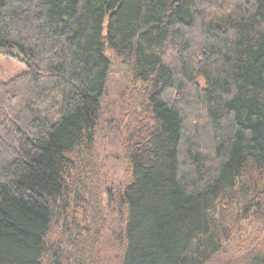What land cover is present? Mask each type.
<instances>
[{"label": "trees", "instance_id": "1", "mask_svg": "<svg viewBox=\"0 0 264 264\" xmlns=\"http://www.w3.org/2000/svg\"><path fill=\"white\" fill-rule=\"evenodd\" d=\"M0 50L26 65L0 84V264H100L107 238L122 264H208L244 225L226 264H264V0H0ZM112 59L131 178L106 218Z\"/></svg>", "mask_w": 264, "mask_h": 264}, {"label": "rangeland", "instance_id": "2", "mask_svg": "<svg viewBox=\"0 0 264 264\" xmlns=\"http://www.w3.org/2000/svg\"><path fill=\"white\" fill-rule=\"evenodd\" d=\"M108 57L112 54L107 52ZM26 65L17 56H6L0 53V84L6 82L16 74L24 71ZM131 84V75L128 69L119 61L112 59L110 73L106 85L105 98L103 99V112L100 116L96 136V151L101 163L102 176V206L106 218H109V192L121 190L131 178L125 164L122 161L120 128L124 125V109L119 100V93L125 87ZM117 213H115L116 215ZM249 220V221H248ZM252 221L251 218L242 222V225ZM255 225L262 226L258 222H252ZM264 223V221H261ZM263 227V226H262ZM110 228V229H109ZM113 230L112 224L108 226ZM107 229V231H109ZM251 227L243 226V233H240L236 241L231 245L223 246L222 254L214 258L208 264H226L228 260L240 257L244 253L243 238L240 236L249 234L255 235L256 231H249ZM264 233V230H263ZM109 238L104 243L100 264H122V258L119 250L111 246Z\"/></svg>", "mask_w": 264, "mask_h": 264}, {"label": "water", "instance_id": "3", "mask_svg": "<svg viewBox=\"0 0 264 264\" xmlns=\"http://www.w3.org/2000/svg\"><path fill=\"white\" fill-rule=\"evenodd\" d=\"M0 51L4 52V50H0ZM10 52H11L12 54H17V53H18L16 49L11 50Z\"/></svg>", "mask_w": 264, "mask_h": 264}]
</instances>
